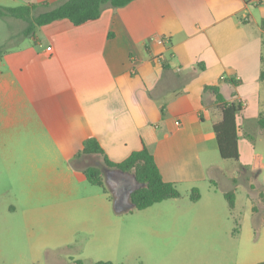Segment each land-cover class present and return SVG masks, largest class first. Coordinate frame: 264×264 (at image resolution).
<instances>
[{
    "label": "crops",
    "instance_id": "1",
    "mask_svg": "<svg viewBox=\"0 0 264 264\" xmlns=\"http://www.w3.org/2000/svg\"><path fill=\"white\" fill-rule=\"evenodd\" d=\"M3 1L20 7L67 0ZM263 19L264 0H134L123 8L106 6L98 20L81 26L61 20L37 28L35 37L0 55V163L5 170L13 161L24 163L25 184L53 191L63 186L75 196L89 167L101 169L106 187L110 172L132 178L105 158L121 163L147 147L165 182L199 189L195 203L205 200L204 189L236 196L241 180L228 176L217 159L214 126L223 114L213 88L228 102L243 103L239 149L242 138H251L244 123L264 140L258 124L264 114ZM91 139L104 154H80ZM122 196L112 195L115 212L135 210ZM236 202L237 196L232 210ZM248 264H264V248Z\"/></svg>",
    "mask_w": 264,
    "mask_h": 264
},
{
    "label": "rangeland",
    "instance_id": "2",
    "mask_svg": "<svg viewBox=\"0 0 264 264\" xmlns=\"http://www.w3.org/2000/svg\"><path fill=\"white\" fill-rule=\"evenodd\" d=\"M26 28L0 17V50L28 42ZM244 126L251 138L240 140L239 162L217 158L228 176L241 180L235 210L205 189V200L192 202L182 184L179 199L118 214L111 183L108 192L76 183L72 196L63 186L53 191L22 182L24 163L13 161L10 170L0 163V264H248L264 248V166L258 167L264 140L257 127Z\"/></svg>",
    "mask_w": 264,
    "mask_h": 264
},
{
    "label": "trees",
    "instance_id": "3",
    "mask_svg": "<svg viewBox=\"0 0 264 264\" xmlns=\"http://www.w3.org/2000/svg\"><path fill=\"white\" fill-rule=\"evenodd\" d=\"M134 0H67L55 6L43 3L42 5H24L15 8L0 7V17H11L21 20L27 24L23 35L35 37L37 28L50 25L61 20H68L75 26H81L90 21L98 20L106 6L113 8H123L131 4ZM40 7L45 9L39 13L36 11ZM264 30V19L261 22ZM2 51L0 50V55ZM263 63H264V59ZM264 79V71H262ZM233 85H240L241 81L230 80ZM216 93V103L223 114L220 123L214 126V132L219 144L220 156L223 160H240L239 134L237 116L243 111V103L228 102L217 88H213ZM259 127L264 132V114L260 116ZM81 155H101L104 151L100 143L91 139L84 143ZM105 163L110 168L118 169L124 173L133 174L137 181L144 187L136 190L131 195V200L137 210H146L152 206L171 199H179L180 192L175 183L165 182L156 163L154 155L147 147L143 150L132 153L121 163H113L105 158ZM87 181L99 186L107 191V187L102 177V171L98 167H89L85 171ZM201 198L199 189H193L190 199L198 202ZM231 209L235 207L236 196L234 192L226 194ZM238 233V232H237ZM96 264H114L110 261H101Z\"/></svg>",
    "mask_w": 264,
    "mask_h": 264
},
{
    "label": "flooded vegetation",
    "instance_id": "4",
    "mask_svg": "<svg viewBox=\"0 0 264 264\" xmlns=\"http://www.w3.org/2000/svg\"><path fill=\"white\" fill-rule=\"evenodd\" d=\"M108 179L113 184L115 194H125L135 189L136 185L130 176L122 177L118 172H110Z\"/></svg>",
    "mask_w": 264,
    "mask_h": 264
},
{
    "label": "water",
    "instance_id": "5",
    "mask_svg": "<svg viewBox=\"0 0 264 264\" xmlns=\"http://www.w3.org/2000/svg\"><path fill=\"white\" fill-rule=\"evenodd\" d=\"M132 181H133V182L135 183V185H136L135 189L132 190V191H130V192H128V193L123 194V196H122L123 198H124V197H128V196L131 198V195H132L133 192H135L136 190H138V189L144 187V185L140 184V183L137 181V179H136L135 176L132 177ZM123 198H122V199H123ZM131 206H132V207H135L134 204H133V202H132V205H131ZM115 207H116V209H117L118 211L123 210V209H122V206H121V202H119V201L116 202Z\"/></svg>",
    "mask_w": 264,
    "mask_h": 264
},
{
    "label": "built area",
    "instance_id": "6",
    "mask_svg": "<svg viewBox=\"0 0 264 264\" xmlns=\"http://www.w3.org/2000/svg\"><path fill=\"white\" fill-rule=\"evenodd\" d=\"M155 41L160 43V44H163L165 42V40L163 38H161V37H156ZM49 50H51V48H49Z\"/></svg>",
    "mask_w": 264,
    "mask_h": 264
}]
</instances>
